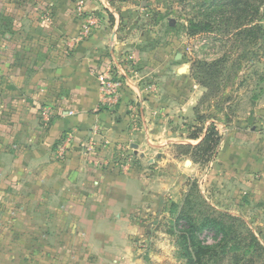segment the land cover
I'll return each instance as SVG.
<instances>
[{
	"label": "crops",
	"instance_id": "1",
	"mask_svg": "<svg viewBox=\"0 0 264 264\" xmlns=\"http://www.w3.org/2000/svg\"><path fill=\"white\" fill-rule=\"evenodd\" d=\"M110 14L107 0H0V264H171L164 221L193 181L218 209L264 204V133L228 132L205 169L178 153L166 140H195L203 89L182 66L156 82V44Z\"/></svg>",
	"mask_w": 264,
	"mask_h": 264
},
{
	"label": "rangeland",
	"instance_id": "2",
	"mask_svg": "<svg viewBox=\"0 0 264 264\" xmlns=\"http://www.w3.org/2000/svg\"><path fill=\"white\" fill-rule=\"evenodd\" d=\"M107 1L114 13L113 18L119 20L123 27H127L130 31L134 30L144 44L150 41L156 44V82L159 73L164 69L171 70L182 66L187 69L190 77L204 92L205 88L199 84L194 75V72L198 73L196 61L210 62L224 54L231 56L223 66L222 78L215 94L201 103L197 112L208 117L209 123L213 122L212 126L221 141L231 131L249 130L253 132L258 130L264 133V58L260 51L236 62L234 50L231 51L230 48L231 41L228 40L227 35L222 33V29L190 35L187 29L188 19L197 12L198 6L195 5V0ZM176 54H180V57L175 58ZM157 90L156 85V92ZM194 116L196 118L195 114ZM197 122V134L196 137H191L192 139L199 138L204 131L205 122L198 120ZM211 161L202 164L203 168H207ZM193 182L199 191L194 189L190 192L189 211L186 210V212L188 211L197 222L204 216H218L215 210L228 212L231 217L222 218L224 226L233 227V230L240 235L238 236L240 240H256L261 248L245 251V254L254 256L257 264H264L263 198L243 194L239 206L233 205L232 202L229 203L230 206L227 204L224 209H218L206 200L199 184L196 181ZM182 202L183 198L179 204L181 205ZM177 212L175 210L170 215L171 219L164 221L165 227H173L171 237L174 238V242L177 237V230L174 226ZM208 236L213 238L214 233L205 229L196 233L197 239L205 244ZM176 252L175 243V247L170 251L171 264L178 263Z\"/></svg>",
	"mask_w": 264,
	"mask_h": 264
},
{
	"label": "trees",
	"instance_id": "3",
	"mask_svg": "<svg viewBox=\"0 0 264 264\" xmlns=\"http://www.w3.org/2000/svg\"><path fill=\"white\" fill-rule=\"evenodd\" d=\"M197 12L188 19L190 35L208 33L222 29V33L231 41L236 62L260 51L264 58V0H195ZM113 20V16L110 14ZM236 51V52H235ZM231 56L224 54L210 62L196 61L198 73L194 72L198 82L205 88L199 102L193 107L196 119L202 123L208 117L198 114L197 108L206 99L211 98L219 86L224 64ZM210 122L205 135L196 145H175V149L201 164L212 160L217 152L221 138ZM197 130L190 137H196ZM199 191L193 182L180 204H170V214L177 210L174 226L177 230V264H257L254 256L245 251L258 250L261 246L256 240H240L233 227L226 228L223 217H231L228 212L215 210L218 216H204L197 222L189 211L188 197L192 190ZM186 210H188L186 212ZM210 230L214 233L212 243H203L196 237L197 231Z\"/></svg>",
	"mask_w": 264,
	"mask_h": 264
},
{
	"label": "built area",
	"instance_id": "4",
	"mask_svg": "<svg viewBox=\"0 0 264 264\" xmlns=\"http://www.w3.org/2000/svg\"><path fill=\"white\" fill-rule=\"evenodd\" d=\"M81 12V11H80ZM82 14V13H81ZM90 32V25L86 24L82 27L80 31L79 37H85ZM98 80L102 92V102L104 104H114L118 102L121 89L123 87V80L120 75L112 69L111 66H108L104 71L98 74ZM71 135L70 133L64 134L61 140L57 144V154L59 155L63 149H65V144L69 141ZM91 145L88 146L90 148ZM130 160L128 159L126 162L128 163ZM127 166V164H124ZM207 243H212L213 238L208 236L206 238Z\"/></svg>",
	"mask_w": 264,
	"mask_h": 264
},
{
	"label": "water",
	"instance_id": "5",
	"mask_svg": "<svg viewBox=\"0 0 264 264\" xmlns=\"http://www.w3.org/2000/svg\"><path fill=\"white\" fill-rule=\"evenodd\" d=\"M180 57V54H176V57L175 58H179ZM209 124V120H207L205 122V126H204V131L202 132L201 136L195 140H190V139H180L178 137H171V138H168L166 140V143H169V144H173V145H196L197 143H199V141L203 138V136L205 135V132H206V128Z\"/></svg>",
	"mask_w": 264,
	"mask_h": 264
}]
</instances>
